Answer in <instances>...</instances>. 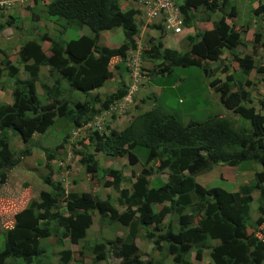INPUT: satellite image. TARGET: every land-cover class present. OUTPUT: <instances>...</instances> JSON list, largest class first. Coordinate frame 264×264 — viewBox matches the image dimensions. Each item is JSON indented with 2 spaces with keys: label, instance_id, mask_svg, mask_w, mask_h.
<instances>
[{
  "label": "trees",
  "instance_id": "trees-1",
  "mask_svg": "<svg viewBox=\"0 0 264 264\" xmlns=\"http://www.w3.org/2000/svg\"><path fill=\"white\" fill-rule=\"evenodd\" d=\"M119 0H50L45 11L49 16L76 21L87 25L92 36L81 35L77 39L62 41L52 39L48 33L39 38L25 40L18 55L23 63L26 77H18V67L6 60L0 61V79L12 81V101L0 102V184H4L10 169L23 166L24 157L31 153V142L40 137L55 118L64 117L74 126L85 123L93 114L107 107L108 103L122 97L127 91L126 83L120 81L113 93L101 97L92 91L103 87L112 79L111 69H123L125 52L135 46L139 29L135 20L136 9L122 10ZM227 0H182L181 10L185 25L192 26L196 11L203 7L219 16L211 28L195 29L186 35L188 48L184 51L168 48L158 38H150L149 48L142 55L156 60L159 74L169 75L174 66L196 67L207 75V61L220 60L224 49L228 50L239 70L248 74L252 69L264 73V64H255L251 54L242 57L234 52L239 44L240 28L228 20L237 15V8L231 6L225 11ZM258 13L264 12V4ZM35 15V13H32ZM0 18H2L0 16ZM7 18H14L9 16ZM261 18L264 19V14ZM202 20L210 19L205 15ZM12 20H0V29L11 25ZM17 25V24H16ZM120 27L125 41L118 47L99 44L100 32ZM244 33L247 34L246 28ZM254 51L264 47L261 32H253ZM246 41H250L245 35ZM48 42L47 52L42 44ZM46 66L50 76L58 74L53 83H41L46 104L40 105L36 83L40 79V67ZM226 68V67H225ZM68 85L69 94L63 96L61 80ZM232 75L224 80L212 78L208 82L219 93V101L226 109L248 119L251 131L237 128L228 117L212 115L203 120H189L183 124L173 113L167 112L163 104L154 103L151 108L140 111L121 129L108 127L105 134L97 131L89 135V145L112 157L127 156L131 165L138 161L133 152L136 146L148 149L145 163H152L158 170H167V180L158 186H151L149 168L144 166L134 176L131 189L123 187V176L119 169L102 168L101 177L106 187L118 193L116 202L98 192L75 190L66 192L62 180H55L49 174L42 182L48 187L40 190L37 198H29L23 208L13 214V222L6 223L4 246L0 250V264H51L53 255L41 243L42 239L57 238L58 244L68 241L80 245L75 252L69 248L57 252L56 264H69L74 253L83 260V249H89L93 262L105 261L109 248L120 258L121 264H157L153 259H143L135 237L140 230L155 240L157 249L165 248L173 264H195L187 255L194 251L196 260H201L208 250L211 264H262L264 260V91L258 100L261 113L244 103L251 95L243 89L250 80H239L237 89L232 90ZM0 88H3L0 83ZM4 89V88H3ZM73 91L83 96V101L73 100ZM151 97V96H150ZM153 97V96H152ZM155 99V98H154ZM98 106V107H96ZM236 122V121H235ZM19 136L23 147L14 152L10 148V136ZM53 150H43L44 165L56 157ZM80 153L79 162L85 171L96 165L92 154ZM261 165L254 171L255 178L240 184L238 189L227 191L218 186L206 187L195 176L204 169L220 163L226 168L242 167L244 162ZM40 162V161H38ZM252 166V165H251ZM93 173L95 179L97 172ZM259 190L256 209L260 216L251 219L252 192ZM3 200L0 198V201ZM58 201H64L62 209ZM154 205H159L154 209ZM187 209L190 210L187 211ZM65 211V212H63ZM96 212L101 221L109 226L118 223L128 228V239L114 236L108 242L101 237L88 243L86 233L93 223ZM176 214L179 227L174 230L166 216ZM251 228V231L248 229ZM107 239V238H106ZM217 241V242H214ZM164 244H166L165 247ZM123 245L128 246L123 253ZM126 248V247H124ZM164 264V263H159Z\"/></svg>",
  "mask_w": 264,
  "mask_h": 264
},
{
  "label": "rangeland",
  "instance_id": "rangeland-1",
  "mask_svg": "<svg viewBox=\"0 0 264 264\" xmlns=\"http://www.w3.org/2000/svg\"><path fill=\"white\" fill-rule=\"evenodd\" d=\"M31 1L32 0H22L15 2L13 9H17L19 11L18 13H15V11L11 9L13 15L16 14V17L20 19L24 18V14H30L28 16V21L32 19L31 13L34 12L35 15H37V17L35 18L33 17L35 20H32V23L34 25L31 26V28L23 31L19 29L12 30L13 35L17 39L22 35H25V37H28L29 39H33L38 37V33H48V35L52 39H60L66 42L72 39H77L81 35H93L91 29L85 24H80L76 21L66 20L59 17L49 16L45 11L43 2L45 3L50 0H37V2L35 1L33 9L30 11L28 10L27 6ZM254 1L256 0H227V6L225 8L226 12L230 9L231 6H235L237 8V15L231 17V20H229V22L235 24L240 29H244L245 27L250 28L247 31V34H244L243 32L241 33L242 35L240 40L243 41L245 39V35H247L249 39H253V32L255 30L259 33L264 31V19L261 18L262 14H259L257 12L258 9L253 12L254 8L250 7L252 6V2ZM120 6L122 9L126 8V4L124 2H121ZM4 9L5 8L2 7L0 11H4ZM262 13L264 14V12ZM205 15H208L210 19L205 21L202 20L201 18H204ZM218 16L219 15L217 13H211L205 8L200 7L196 11V18H193L195 28H210L212 26V22ZM17 24L18 26H20L19 22ZM191 32H194L192 28L185 29L184 33L167 32L163 36V41L168 47L182 49L184 51L187 49V42L185 40V37L183 36ZM4 34L5 35L0 34V44H3V42L5 43L4 40H8V32H5ZM106 35V40L111 46H117L124 41L122 29L119 27L103 31L101 36L102 42L106 41L104 39V36ZM151 35L155 36V33H151L148 30L145 34H143L142 37H139L140 39L138 40L139 42L137 43V45L148 49L151 42L149 36ZM2 39L4 40L2 41ZM262 39L264 40L263 35ZM14 44V37L9 38V40L5 44V49L9 50L8 52L12 59H14L13 57H15V55H13L12 50L10 49L12 46H14ZM44 45L46 46L47 43H45ZM251 50V43H246V45L244 43V47L242 45H239L237 47V52L242 55L246 52H250ZM254 55H257V53H255ZM258 56L259 57L257 58V60L260 63L264 64V50L261 51V54H258ZM231 58L232 56H229L226 68H223V64H221L220 62H209V69H213L212 76L224 79L226 74L231 73L233 75L232 86L234 87L239 83L238 79H241L243 81L247 77L251 78L252 81L253 79H259V81H261L260 79H262L264 82V73L257 74L255 70H252L247 76H244V74L239 70L237 63ZM141 70V92L137 94L134 104L131 107L125 106L124 108H121L116 112L113 118L103 120L102 123L109 122L110 126L121 129L131 120L132 116L140 111L151 108L153 103L163 104V108L167 112L175 114L183 124H186L189 120L200 121L209 118L217 113H224L225 115L230 114L228 112H224V108H220L219 105L215 102L216 100L218 101V97L214 93V90L208 84L209 80L212 77L205 75L202 69L196 67L183 68L180 66H174L171 74L157 75L159 73L158 62L141 55ZM113 71L114 74L112 79L100 91L102 95L104 93H113L115 91V87L118 85V83H120V81L129 79V75L125 70L118 71L116 69ZM41 72L42 73L39 80V87H37V95L39 104L44 105L47 103V101L45 99L44 91L41 89V82L51 84V79L55 77V73L53 77L51 76L50 79V76L47 75L48 71L45 66L41 68ZM19 76L22 77L23 74L20 73ZM0 83L7 87L8 85H10V80L3 78L0 79ZM263 87L264 83L256 85L254 90H251L252 101L247 103V105H254L257 111H260L258 100L262 97L261 91L263 90ZM62 88V94L66 97V95H68L67 86L64 85V87L62 86ZM161 89H163L162 94L160 92ZM5 93L9 95V90H5ZM6 94L4 98L8 97V95ZM73 97V100L77 98L76 100L83 101L84 99L79 94L73 95ZM8 98L11 99V97ZM1 101L2 100L0 99V102ZM227 117L233 123H235L236 126L237 123H239V126L237 128L244 129L248 132L252 130V124L243 116L236 114V116L227 115ZM91 133L92 131L90 127L76 128L74 125H72V122L66 120L64 117H59L55 118L54 123L49 126L47 130L40 135V137H35L34 140H32L30 144L31 153L24 158L23 166L14 167L11 171H9V184H0V197H2V199L4 200L5 207V210L2 211L3 218L2 220H0V250H2L4 246L5 238V227L3 228V225L7 226L6 223H10L13 212L19 209L28 198H37L38 192L44 184L41 180L43 179V177L49 174L55 180H62L63 186H65L64 189L67 192H70L71 189L77 191V193L81 191H93L96 193L98 192L101 196H109L113 203L116 204L117 207H119V209H122L123 206L118 205L116 202L118 193L112 187H106L103 184V181L109 178H103L100 176L102 168L105 169L106 167L110 166L112 168L119 169L121 175L123 176L122 186L127 189H131V183L134 181V176L137 175L140 172L141 168H143L144 166L149 168V185L158 186L161 184V180L167 179V170H158L156 169L154 164H146L144 162L145 156L148 152V149L146 147L136 146L133 149V152L138 157V162L135 165H131L128 161L127 156L115 158L103 154L100 152V150L91 147L88 142V137ZM9 142L10 148L14 152H17L22 148V142L16 135H11ZM57 146H61V148L57 149L56 157L52 162H50L52 167L51 171L50 168H46L44 165V162L46 160L43 154V150H53ZM75 149L80 151L84 150L86 151L85 154L93 155V159L96 162V165H92L90 168H88V172L85 171L84 166L80 164L79 158L81 157V154L76 153L74 151ZM247 165L249 168H246L242 171L240 169L241 164L238 168H226L225 170H223V165H217L210 170L198 174L197 176H195V178L198 182L202 183L206 187L218 186L226 190L233 191L238 188L239 184L243 183V181L248 178L249 174H251V176H249V178H251L253 177V172L261 168L260 164L250 161L244 162L242 167H245ZM91 172H97L98 175H96L95 179L93 178V173ZM45 187L47 188V185H45ZM10 197L12 198L11 201ZM58 202L60 204V207L64 209L65 202ZM158 207L159 205H154V209ZM187 211L190 212L189 209H187ZM250 214L251 219H255L254 216H257V214L253 213V209H251ZM92 218L93 223L89 231L87 230L86 235V241L88 243L94 241L98 237H104L107 242L108 240L110 241L111 239H113L114 236H121L128 239V228L118 223H113L108 226L106 222L100 220L99 216L95 212L93 213ZM4 220L6 221V223L4 222ZM168 220H170L174 230L179 227V221L176 214L166 216L165 222H167ZM251 230V228L248 229V231ZM56 239L57 238L49 237L41 240V243L45 246V248L50 249L53 254L50 258L51 264L57 263L58 260L56 255L59 250L64 249L65 247H69L75 252L77 249H80V245L70 244L68 241L62 242V245H60L57 243L58 240ZM134 241L135 244L139 247L143 259L151 258L157 264H159L160 262L164 264H173L171 256L166 254L165 248L157 249V247L155 246V240L145 236L143 230H140L138 232ZM165 246L166 244H164L163 247ZM127 247L128 246L123 245V253L127 251ZM82 252L84 261L78 260L80 256L77 253H74V258L70 261L69 264H121L120 259L111 253L110 248L107 254V259L99 263L93 262L92 254L88 248L83 249ZM187 258L191 259L195 264H211L208 250H205V252H203V257L201 260L195 259L194 251H191L187 255ZM10 264L14 263L10 262Z\"/></svg>",
  "mask_w": 264,
  "mask_h": 264
},
{
  "label": "clouds",
  "instance_id": "clouds-1",
  "mask_svg": "<svg viewBox=\"0 0 264 264\" xmlns=\"http://www.w3.org/2000/svg\"><path fill=\"white\" fill-rule=\"evenodd\" d=\"M17 1H22V0H17ZM43 1V0H42ZM41 1V2H42ZM129 1V2H128ZM14 2V5H15V1H11V0H0V7H3V8H10V10L11 9H13V8H11L12 6H14V5H12V3ZM36 2H37V0H36ZM49 2V1H48ZM48 2H45V3H43V6L45 7L46 6V4L48 3ZM119 2V4L121 3V2H124L125 4H126V8L125 9H122V10H127L128 8H130V7H133L134 9H136L137 11H136V14H135V20H136V22H137V25H138V29H139V32H138V35L135 37V46H130L127 50H126V52H125V60L123 61V69H120V70H118V71H121V70H125L127 73H128V75H129V79L128 80H126L125 79V81H122V82H124V83H126V85H127V91H126V93L122 96V97H120V98H116V99H114V100H112L111 102H109L108 103V105H107V107H105L104 109L102 108L99 112H97V113H95V114H93L85 123H83L82 125H80V126H75L76 128H81V127H83L84 126V124H86L88 121H90V120H93L96 116H99V115H101V114H103V112L105 111V110H108L110 107V109L107 111V116L105 117V120H108V119H111V118H113L114 117V115L116 114V112L117 111H119L121 108H124L125 106H129V107H131L133 104H134V101H135V98H136V96H137V94L138 93H140L141 92V87H140V85H141V83H142V70H141V55H142V52H143V47H141V46H138L137 45V43L139 42L138 40L140 39L139 37H142L143 36V34H145L148 30L152 33H155V36H149L152 40H154V41H156L158 38L162 41V43H163V45H165V43H164V41H163V36L167 33V32H170V33H176V32H173L172 30H170V29H167V28H165V26H164V24H163V19L162 18H151L150 20H148L147 18V16H146V14L144 13V8H143V4H144V2H145V0H119L118 1ZM127 2V3H126ZM177 2H178V7H179V9H180V13H181V18L183 19V22H182V29H181V31L180 32H177V33H181V32H183L184 33V31H185V29H189V28H192L194 31H195V29L197 28V29H199L198 27H196L195 28V23L192 25V26H190V27H187L186 25H185V20H184V15H183V12H182V10H181V5H182V0H177ZM253 4L256 6L255 8H254V10H253V12L255 11V10H257V9H260V7H259V5H261V4H264V2L263 1H261V0H256V1H254V2H252V6H250V7H253ZM121 7V6H120ZM252 9V8H251ZM32 9H30V11H31ZM229 11V10H228ZM34 13V12H33ZM32 14V13H31ZM263 14V13H262ZM13 15V14H12ZM18 15H20V14H18ZM30 15V14H29ZM13 16H15L16 17V14L15 15H13ZM24 16V15H23ZM236 16V15H235ZM35 17H37V15H34V14H32V19H31V22H32V20L34 19ZM25 18V17H24ZM39 19V18H38ZM35 20V19H34ZM229 20H231V18L229 19ZM228 20V21H229ZM213 23V22H212ZM231 23V22H230ZM34 25V24H33ZM32 25V26H33ZM213 25V24H212ZM8 26V25H7ZM212 27V26H211ZM210 27V28H211ZM238 27V26H237ZM115 28V27H114ZM120 28V27H119ZM246 28V30L248 31L250 28H248V27H245ZM204 29H207V28H204ZM199 30H202V29H199ZM244 29H240V32L242 33H244V31H243ZM104 31H107V30H104ZM102 32L103 31H101L100 32V34H102ZM123 32V31H122ZM255 32H257L256 30H255ZM262 32H263V34H262ZM261 32V34L264 36V31H262ZM192 33H194V32H191V33H188V34H192ZM188 34H185L183 37H186V35H188ZM244 34H246V33H244ZM42 35V34H41ZM40 35V36H41ZM108 35V34H107ZM107 35L106 36H104V39L106 40L107 39ZM124 35V34H123ZM241 35L242 34H240V37H239V40H240V38H241ZM40 36H38V37H36V38H39ZM148 37V38H149ZM149 38V39H150ZM186 40V39H185ZM250 41H246V39H244V41L243 40H240L239 41V44L234 48V52L235 53H237L238 54V56H240V57H242V56H244V55H246V54H251L252 56H253V58H254V61H255V64L257 63L258 65L260 64V65H262V63H260L258 60H257V58L259 57L258 56V54L260 55L261 54V51H263L264 50V47H260V48H258L257 50H255L254 51V48H253V41H252V39H249ZM124 41H125V37H124ZM123 41V42H124ZM262 41L264 42V40L262 39ZM107 44H108V42H107V40L105 41ZM122 42V43H123ZM187 42V41H186ZM45 43H47V45L45 46L44 44ZM244 43H245V45H246V43H251V48H252V50L250 51V52H246V53H244L243 55L242 54H239L238 52H237V47L239 46V45H242L243 47H244ZM99 44H101V45H105V44H103V43H101L100 42V37H99ZM120 45V44H119ZM119 45H117V46H111V45H106V46H108V47H111V48H114V47H118ZM166 46V45H165ZM48 47V42H44L43 44H42V48L44 49V51L45 52H47V48ZM166 47H168V46H166ZM168 48H173V47H168ZM187 48H188V46H187ZM176 49V48H175ZM179 50H181V51H183L182 49H179ZM0 53H4V51L3 50H0ZM255 53H257V55H254ZM135 55V54H137V56H138V58H139V66H138V76L137 77H135L134 75H133V68L128 64V62H129V57L131 56V55ZM229 54V55H228ZM229 56H231V54H230V52L228 51V50H226V49H224L223 50V52H222V54H221V56H220V60L218 61V60H211V61H207L206 62V67L208 68V73H207V76H210V77H212V78H219V77H216V76H212L213 74H212V72H213V69H209V66H208V63L209 62H212V63H218V62H220L221 64H223V68H225L226 66H227V63H228V59H229ZM232 59V58H231ZM230 59V60H231ZM19 61H20V58H19ZM8 62V61H7ZM10 63V62H9ZM10 64H12V63H10ZM12 65H14V64H12ZM20 68H19V66H17V65H15V66H17L18 67V77H20L19 76V74H20V71H22L21 73L22 74H26V72L24 71V68H23V63L20 61ZM42 67H44V66H41L40 67V78H41V68ZM46 67V66H45ZM112 70V69H111ZM113 70H116V69H113ZM112 70V74H114V71ZM252 70H255V72L257 73V70L254 68V69H252ZM251 70V71H252ZM241 71V70H240ZM250 71V72H251ZM158 72H159V70H158ZM229 74H231V73H229ZM249 74V73H248ZM248 74H244V76H247ZM257 74H259V73H257ZM256 74V75H257ZM261 74H263V73H261ZM260 74V75H261ZM27 75V74H26ZM47 75L48 76H50L49 75V73L47 72ZM54 75V74H53ZM53 75H52V77H53ZM157 75H159V73L157 74ZM206 75V74H205ZM227 75V74H226ZM232 75V74H231ZM57 76H58V74H55V77H54V79L55 78H57ZM112 77H113V75H112ZM21 78V77H20ZM211 78V79H212ZM3 79V78H2ZM50 79H51V76H50ZM221 81L222 80H224V79H222V78H219ZM245 79H247V80H250V84L249 85H246V84H243V89L245 90V91H248V93H250V95L252 94V91L251 90H254V88H255V86L256 85H259L260 83H264L263 82V80L262 79H260L261 81H259V79H253V81L251 80V78H249V77H247V78H245ZM244 79V80H245ZM40 80V79H39ZM52 81H51V84L53 83V78L51 79ZM239 80H241V79H238V82H240ZM243 80V81H244ZM210 81V80H209ZM232 81H233V75H232ZM232 81L230 82V84H231V89L232 90H235V89H237V86L239 85V83L234 87V86H232ZM242 81V80H241ZM41 83H44V82H41ZM109 83V81L106 83V84H108ZM47 84H49V83H47ZM106 84L103 86V87H101V88H98V89H95V90H93L92 91V94L94 95V94H96V93H98L102 98L103 97H105V95H107L106 93H104L103 95L100 93V91H101V89H103L105 86H106ZM50 85V84H49ZM64 85H66L67 86V89H68V85H67V82L64 80V79H62L61 80V87L63 86L64 87ZM132 86H135L133 89H132ZM12 87V81L10 80V85H9V88H11ZM37 87H39V82H37L36 83V91H37ZM246 87H248V88H246ZM116 88V87H115ZM212 88V87H211ZM39 89V88H38ZM42 89V88H41ZM63 89V88H62ZM159 89V88H158ZM213 89V88H212ZM263 91H264V87H263V90L261 91L262 92V96H263ZM160 92H161V94H162V92H163V89H161L160 90ZM214 93L217 95V97H218V101L216 100L215 102L219 105V107L220 108H224V112H228V113H230V114H227V115H229V116H231V115H235L236 116V114L235 113H233L232 111H230V110H228V109H226L223 105H221V103H220V101H219V94H218V92H216V91H214ZM68 94H69V92H68ZM78 93H76L75 91H73V95H77ZM110 94V93H109ZM72 95V96H73ZM38 96V95H37ZM83 97V96H82ZM74 98V97H73ZM155 98H156V95H155ZM77 99V98H76ZM251 99H252V97H251ZM11 100H12V97H11ZM75 100V99H74ZM156 100V99H155ZM252 100H250L249 102H251ZM10 103V102H9ZM247 103L248 102H246V103H244L246 106H253L254 108H255V106L254 105H247ZM154 104V103H153ZM259 104V103H258ZM96 107H98V106H96ZM115 107V108H114ZM259 109H260V107H259ZM255 110L257 111V109L255 108ZM257 112H260L261 113V109H260V111H257ZM218 115H221V116H225V117H227V115H225L224 113H217ZM216 115V114H215ZM108 127H110V124H109V122H106V123H104L103 124V127H102V129L101 130H97V129H95V128H93V127H90L91 128V131H92V133L93 132H95V131H97L100 135H104L105 134V131H106V129H108ZM112 127V126H111ZM118 129V128H117ZM91 133V134H92ZM15 136V135H14ZM17 136V135H16ZM19 137V136H18ZM89 142V141H88ZM9 144H10V142H9ZM22 147H23V145H22ZM26 157V156H25ZM24 157V158H25ZM115 158H117V157H115ZM138 162V161H137ZM136 164V163H135ZM134 164V165H135ZM217 165H220V163H218V164H216V165H214L213 167H216ZM261 166V165H260ZM110 167V166H109ZM213 167H211V168H207V169H204L202 172H205V171H207V170H210V169H212ZM106 168H108V167H106ZM13 169V168H12ZM12 169H10V171L12 170ZM115 169V168H114ZM262 169V167L259 169V170H257V171H260ZM166 170V169H165ZM164 170V171H165ZM242 171V170H241ZM240 171V172H241ZM202 172H200V173H202ZM236 172H238V171H236ZM200 173H198V174H200ZM197 174V175H198ZM196 175V176H197ZM249 176H251V174H249ZM249 176H248V180L247 179H245L244 181H243V183H241V184H244V183H247V182H250L251 180H253L254 178H255V176H254V172H253V177H251V178H249ZM8 178H9V173H8V176H7V179H6V181H5V183L4 184H1V185H5L6 184V182L8 181ZM167 180V179H166ZM166 180H162V181H166ZM247 180V181H246ZM42 181V180H41ZM246 181V182H245ZM9 182H10V180H9ZM200 183V182H199ZM7 184H9V183H7ZM202 184V183H201ZM264 184V183H263ZM46 185V184H45ZM122 185V184H121ZM240 185V184H239ZM238 185V186H239ZM48 187V186H47ZM47 189V188H46ZM238 189V188H237ZM41 190H43V189H41ZM40 191V190H39ZM227 191H230V190H227ZM234 191V190H233ZM67 192V191H66ZM77 192V191H76ZM82 192V191H81ZM39 193V192H38ZM257 195H256V194ZM259 195V190L258 189H254L253 190V192H252V196H253V198H254V202H252L251 203V209H253V213H255V214H257V216H254V218L256 219V218H258L259 216H260V213H259V211H257V209H256V202H255V200H256V197ZM38 196V195H37ZM0 198H2V197H0ZM31 198H35V197H31ZM11 197H10V201H11ZM29 199V198H28ZM28 199L26 200V202L28 201ZM3 202V203H2ZM26 202L19 208V209H21V208H23L24 207V205L26 204ZM19 209H17V210H15L14 212H13V214L16 212V211H18ZM5 210V207H4V200H1L0 201V217H1V219L0 220H2V218H3V215H2V211H4ZM96 213V212H95ZM13 214H12V218H11V220H10V222L12 223L13 222ZM97 214V213H96ZM98 215V214H97ZM166 219V218H165ZM2 222V221H1ZM5 226L3 225V228H4ZM91 227V226H90ZM90 227L88 228V231H89V229H90ZM86 235H87V233H86ZM67 241V240H66ZM65 242V241H64ZM71 244V243H70ZM75 245V244H74ZM65 248H69V247H65ZM70 249V248H69ZM72 250V249H71ZM73 251V250H72ZM107 259V258H106ZM120 259V258H119ZM145 259V258H144ZM147 259V258H146ZM121 263V262H120ZM264 263V260H263V262H262V264ZM8 264H9V262H8Z\"/></svg>",
  "mask_w": 264,
  "mask_h": 264
},
{
  "label": "built area",
  "instance_id": "built-area-1",
  "mask_svg": "<svg viewBox=\"0 0 264 264\" xmlns=\"http://www.w3.org/2000/svg\"><path fill=\"white\" fill-rule=\"evenodd\" d=\"M261 1L264 2V0ZM143 8L148 20L157 17L162 18L165 28L176 33L181 31L183 19L181 18L177 0H145ZM128 59V64L133 68V75L137 77L139 66V58L137 54H132ZM134 87L135 86H132V89ZM108 110H105L103 114L96 116L93 120L88 121L83 127H93L97 130H101L104 124L102 121L105 120Z\"/></svg>",
  "mask_w": 264,
  "mask_h": 264
},
{
  "label": "crops",
  "instance_id": "crops-1",
  "mask_svg": "<svg viewBox=\"0 0 264 264\" xmlns=\"http://www.w3.org/2000/svg\"><path fill=\"white\" fill-rule=\"evenodd\" d=\"M11 1H15V2H18L17 0H11ZM36 0H32L31 2H30V4H28V10H30V9H33V6H34V2H35ZM129 2V1H128ZM44 3V2H43ZM127 3V2H126ZM12 5H14V2L12 3ZM256 6L253 4V8H255ZM2 7H0V9H1ZM11 8H14V6H12ZM5 10H7V11H5ZM14 11H15V13H18L19 11L17 10V9H13ZM12 12H11V10H10V8H5L4 9V11H0V16L2 17V18H0V20H1V22H3L4 20H12V23H11V25H9V26H5L4 28H2V29H0V34H3V35H5L4 33L5 32H8V35H9V37H7V39L9 40V38H13L14 37V46H12L11 47V49L10 50H12V53H13V55H15V57H13L14 59H12L11 58V56H10V54H9V50H6L5 48V44L7 43V41L8 40H4V39H2V41L4 40L5 41V43L3 42V44H0V50H3L4 51V53H0V61L4 58V55H6L7 57H6V60L8 61V62H10V63H12V64H14V65H17V66H19V68H20V61H19V55H18V51H19V49H20V46L23 44V42L25 41V40H29V38L28 37H25V35H22L21 37H19L18 39L13 35V32H12V30H16V29H19V30H21V31H23V30H26V29H29V28H31V26L33 25V23L31 22V19H30V21H28V16H29V14L27 13V14H24V17L25 18H23V19H20V18H16L15 19V22H14V18H7V17H9V16H12ZM20 23V26H18V24L17 23ZM17 24V25H16ZM40 34L41 33H38V35L37 36H40ZM101 36H102V34H100V42L101 43H103V44H105V45H108L106 42H102L101 41ZM28 38V39H27ZM20 73H21V71H20ZM24 77H26V74L24 73L23 74V76L21 77V78H24ZM8 87V88H7ZM4 86L3 85V88L1 89L0 88V99L2 100L1 102H7V103H9V102H11L12 100L10 99V98H8V97H11V90H10V88H9V85L8 86ZM154 89H158V88H154ZM5 90H9V95L8 94H6L5 93ZM6 95H8V97H6V98H4L5 97V94ZM155 94H157V93H155ZM10 99V100H9ZM7 183H9V178H8V181L6 182V184ZM5 184V185H6ZM41 189H43V190H46V187H45V184H43L42 185V187H41ZM40 189V190H41ZM49 251H51V250H49Z\"/></svg>",
  "mask_w": 264,
  "mask_h": 264
}]
</instances>
